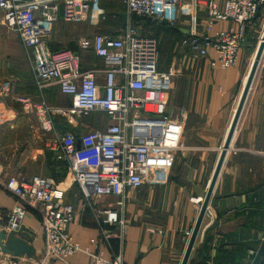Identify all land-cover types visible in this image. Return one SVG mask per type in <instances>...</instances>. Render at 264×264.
<instances>
[{
    "label": "crops",
    "instance_id": "crops-1",
    "mask_svg": "<svg viewBox=\"0 0 264 264\" xmlns=\"http://www.w3.org/2000/svg\"><path fill=\"white\" fill-rule=\"evenodd\" d=\"M113 13L126 14V27L134 28L143 36L139 23L127 13L124 4L123 11ZM107 18L105 22L97 20L95 24L91 21L92 30L85 28L90 27L88 21L73 23L79 24L73 27H82L83 32L77 33L71 42L61 30H56L55 25L49 38L51 48L79 52V39L95 34L116 35L126 28L123 29L124 20L121 17L114 14ZM181 18L178 11L176 20ZM227 26L218 24L217 29ZM204 28L205 25L199 32L203 33ZM157 29L168 33L173 28L158 25ZM258 46L259 42L255 39H246L237 65L226 71L218 64L212 65L214 53L193 59L188 50L181 48L167 61L160 62L158 58L159 71L173 74L168 103L169 111L183 126L181 145L176 150L152 154L148 181L143 187L126 192L125 199H122L126 219L123 235L120 236L117 228L110 227L107 228L109 239L99 241V249L105 258L120 256L124 264H181L244 93ZM80 60L83 71L104 69L103 60L92 52H81ZM12 64L11 59L0 56V177L5 180L8 177L41 176L61 185L66 191L65 198L77 208V215L69 229L73 241L95 252V247L89 242L98 231L92 209L84 202L67 167L57 162L54 154L46 149L52 137L48 140L45 134L43 141L38 124L27 119L21 105L14 99L28 97L45 100L55 108H69L72 98L63 95L56 85L39 91L31 68L26 66L20 72ZM97 81L104 86L102 73L97 75ZM5 83L12 86V95L2 90ZM93 114L103 118V129L109 125L105 114ZM56 116L61 115H54V118ZM66 121L67 130L78 134L87 130L67 125ZM118 201L121 199L102 197L94 199L92 205L93 209L106 208L115 206ZM14 203L15 197L6 192L0 183V211L6 223V214L12 210ZM23 225L31 233L37 257L44 247V235L36 211L29 210ZM4 227L0 225V230ZM70 260L74 264L91 263L87 254H79ZM33 263L34 260L21 258L17 264ZM0 264L14 263L8 255L0 253ZM188 264H264V56Z\"/></svg>",
    "mask_w": 264,
    "mask_h": 264
},
{
    "label": "built area",
    "instance_id": "built-area-1",
    "mask_svg": "<svg viewBox=\"0 0 264 264\" xmlns=\"http://www.w3.org/2000/svg\"><path fill=\"white\" fill-rule=\"evenodd\" d=\"M104 0H0V24L14 23L24 49L31 53V72L39 91L56 85L72 98L69 108H55L45 100L15 97L25 114H35L47 133L54 131V115L78 127L83 117L103 113L109 118L105 129L77 136L72 131L54 134L47 148L64 164L84 202L92 209L98 231L89 242L95 252L73 241L70 225L77 215L66 191L52 179L41 176L8 177L0 183L15 197L6 214L7 229L19 230L29 214L41 219L44 247L33 264H74L71 258L87 254L90 264H124L120 256L107 259L99 249L100 239L108 240L107 228H117L120 236L126 226L123 216L126 192L148 181L151 156L176 150L181 145L183 126L169 111L171 72L158 69V42L142 37L128 26L116 35L95 34L79 40V52L53 51L48 46L54 26L60 22H87L102 11ZM127 13L157 25L175 27L176 14L187 8L190 35L182 40L190 57L215 55L212 65L229 70L237 65L248 25L264 7V0H122ZM186 3V4H185ZM185 4V5H184ZM204 23V32L198 30ZM218 24H228L217 29ZM92 52L104 63L102 70L83 71L80 53ZM102 73L101 86L97 75ZM2 90L12 95L9 83ZM80 141V147H78ZM2 174L0 173V176ZM121 199L115 206L94 208L96 198Z\"/></svg>",
    "mask_w": 264,
    "mask_h": 264
},
{
    "label": "rangeland",
    "instance_id": "rangeland-1",
    "mask_svg": "<svg viewBox=\"0 0 264 264\" xmlns=\"http://www.w3.org/2000/svg\"><path fill=\"white\" fill-rule=\"evenodd\" d=\"M123 4L124 3L122 0L121 1H117V0L104 1L101 4L102 11L104 14H106L107 17H109L108 14L113 11H118V12L123 11ZM188 11L189 10L187 8H182L180 10L182 18L180 19V21L176 22L175 27H173V29L170 30V32L168 33L161 32L159 29H157L158 25L150 20L140 19L137 17L134 18V20H136V22L139 23L138 26L141 27L140 33L144 37H154L155 39H157L158 51H159L158 58L160 59V62L167 61L170 57H172V55L179 53V51H181V48H184L182 45V40L185 37L189 36L191 32ZM93 16L94 18L90 19V21L88 22L90 23L92 21V23L95 24L96 21L99 18H101V16L95 12L93 13ZM107 20H110V18H107ZM73 23H77V22L67 23V22L60 21L56 24V27L55 26L54 27L56 28V30L58 29V31L61 30L63 32L62 33L63 36H66L67 40L71 42L75 40L77 33L83 32L82 27H79V26L73 27V25H79V24H73ZM78 23H81V22H78ZM88 25L90 27L86 26L85 28H89L92 30L93 26L91 25V23ZM203 25L204 24L200 22L198 25V30H203ZM263 33H264V7L260 10L257 18L251 24L248 25L246 35H245V41L248 38H251V39L253 38L255 39V41L260 42L261 36L263 35ZM48 46L51 49L52 44L50 45L49 40H48ZM52 50L56 51L54 49ZM185 50H188V49H185ZM30 55L31 53L24 49V47L22 46L19 40L16 28H15V24L14 23L0 24V56H2L3 59H7V60L11 59V61L14 63V65L12 64L13 68L21 72V70H24L26 66L31 68L30 67L31 66L30 64L31 56ZM91 114L88 115L82 121H80V124L78 126V128L81 127V130L87 129L86 131L79 133V134L75 133L74 131L72 132H74L77 136H81L82 134L89 132V131L103 129L102 128L104 126L103 118L101 116L98 117L95 114L93 115ZM26 117L27 119H29L36 125L38 124V126L41 129V130L39 129L38 132L40 136L42 135L41 139L43 138V141L44 139H46L44 138L46 135L49 140V138L51 137L53 138L55 136L54 134H59V133H64L66 131H70V130H67V128H65L66 119L64 121L62 116H56L54 118V131L52 133H47L42 129L41 122L38 119V117H36L35 114H26ZM66 124L68 125V123ZM45 147L46 149H48L47 146Z\"/></svg>",
    "mask_w": 264,
    "mask_h": 264
},
{
    "label": "water",
    "instance_id": "water-1",
    "mask_svg": "<svg viewBox=\"0 0 264 264\" xmlns=\"http://www.w3.org/2000/svg\"><path fill=\"white\" fill-rule=\"evenodd\" d=\"M115 15L121 17L124 20V24H123V29H124L126 27V22L128 18L127 15L124 13H115ZM163 28L167 30L166 27H163ZM263 56H264V33L261 37V41L259 42L258 50H257L256 56H255V59H254V62H253V65H252V68H251V71L248 77V81L246 83L244 93L239 103L237 112L233 119L226 143L223 147L221 156L219 158V161L215 169L211 183L208 187L206 196L203 202L201 203V208H200L195 226L193 228V231L189 239L187 249L185 251L181 264H188L189 262L190 255L192 253L196 240L199 236L204 218L208 211V207H209L212 195L214 193V189L218 182L224 162L226 160L228 150L230 149V146L232 144L234 133L238 125L241 113L246 104V100L248 98L249 92L253 85L254 78L257 74V71H258V68H259V65L261 63ZM77 145L78 147H80V141H78ZM0 225L6 226V228L4 227V229L0 230V253L8 255L11 259V262L14 264L19 263V260L21 258H28L30 260L36 258L37 252H36L35 247L33 246V239H32L31 233L29 232V229L26 226L24 225L21 226L19 230H8L7 223L2 219L1 211H0Z\"/></svg>",
    "mask_w": 264,
    "mask_h": 264
},
{
    "label": "trees",
    "instance_id": "trees-1",
    "mask_svg": "<svg viewBox=\"0 0 264 264\" xmlns=\"http://www.w3.org/2000/svg\"><path fill=\"white\" fill-rule=\"evenodd\" d=\"M113 12H116V11H113ZM113 12H111V13H109L108 15L111 17V16H113L115 13H113ZM106 116V115H105Z\"/></svg>",
    "mask_w": 264,
    "mask_h": 264
}]
</instances>
